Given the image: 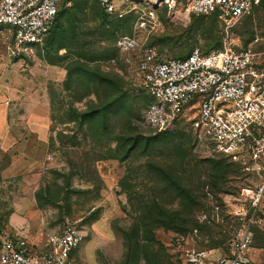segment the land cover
<instances>
[{"label": "rangeland", "instance_id": "374dc122", "mask_svg": "<svg viewBox=\"0 0 264 264\" xmlns=\"http://www.w3.org/2000/svg\"><path fill=\"white\" fill-rule=\"evenodd\" d=\"M184 1L169 10L135 0L117 18L98 0H64L63 30L52 32L45 57L11 54L0 28L1 230L40 240L75 226L78 264H184L186 249L226 248L249 227L251 264H264V192L254 205L246 190L264 178L212 152L186 120L137 92V75L114 48L126 36L167 57L256 43L264 63V3L228 25L214 14L184 18ZM75 51L87 71L69 77ZM108 82L118 90L109 106ZM221 158L228 172L209 176ZM180 184L195 199H183ZM164 211L179 214L182 227L169 226Z\"/></svg>", "mask_w": 264, "mask_h": 264}, {"label": "built area", "instance_id": "2783aa9c", "mask_svg": "<svg viewBox=\"0 0 264 264\" xmlns=\"http://www.w3.org/2000/svg\"><path fill=\"white\" fill-rule=\"evenodd\" d=\"M63 0H0V28L10 53L37 55L56 23ZM118 17L135 8V0H98ZM174 10L178 0H142ZM262 0H185L183 16L216 14L233 25L254 13ZM179 11V10H178ZM181 11V10H180ZM115 48L137 75L144 92L168 112L186 120L193 132L208 139L212 152L241 164L251 177L264 178V63L256 43L244 48L204 50L195 46L183 57H167L154 43L119 37ZM115 61L116 59L113 58ZM254 205L264 192V180L246 189ZM253 231L246 227L226 248L194 247L183 253L184 264H251ZM81 230L64 226L40 240L0 229V264H78Z\"/></svg>", "mask_w": 264, "mask_h": 264}, {"label": "trees", "instance_id": "16d2710c", "mask_svg": "<svg viewBox=\"0 0 264 264\" xmlns=\"http://www.w3.org/2000/svg\"><path fill=\"white\" fill-rule=\"evenodd\" d=\"M64 1V0H63ZM63 1H62V4H61V7H60V10H59V13H58V17H57V20H56V23L54 24V26L51 28V30H50V32H49V34H48V36L46 37V40H45V44H44V47H43V50H40L39 52H38V54H39V56H43V57H45V55L46 54H48V52L49 51H47L48 50V44H49V39H50V35L52 34V32L53 31H62L63 30V25L60 23V17H61V14H62V5H63ZM99 2V1H98ZM263 3H264V0H262V3H261V5L260 6H262L263 5ZM259 6V7H260ZM101 7V6H100ZM258 8V7H257ZM256 8V9H257ZM101 11L105 14V15H107V16H114V17H117V18H123V17H125V16H123V17H118V16H116V15H113V14H110V13H107V12H105L103 9H102V7H101ZM210 15H213V14H210ZM214 15H216V14H214ZM203 16H207V15H203ZM247 17V16H246ZM195 47V46H194ZM58 48V47H57ZM57 48L55 49V52L57 53L58 51H57ZM114 48H115V45H114ZM193 48V47H192ZM192 48L190 49V51L192 50ZM202 48V47H201ZM116 49V48H115ZM203 49V48H202ZM204 50H206V49H204ZM207 50H210V49H207ZM117 51V50H116ZM189 51V52H190ZM188 52V53H189ZM187 53V54H188ZM187 54H185V55H187ZM73 55H74V57L72 58V63H71V65H70V67H69V77H72L74 74H78V75H81V74H84L85 73V71H87V68H86V66L87 65H85V63H83L81 60H80V58H82L83 57V55L79 52V51H75L74 53H73ZM185 55H175L174 57H183V56H185ZM59 56V55H58ZM105 79V78H104ZM100 83V82H99ZM100 84H103V82L102 83H100ZM103 86H105L104 88H106V93H107V95H109L110 96V100L111 101H109L108 102V106L111 104V102H113L114 101V99H115V96H116V94H117V92H118V90L117 89H115V87H111V85H110V83L108 82L107 83V85H103ZM114 103V102H113ZM90 116V115H89ZM171 136H170V139H172L173 138V136L175 137V133H171L170 134ZM139 140V139H138ZM158 139L157 138H155V140L154 141H157ZM150 141L151 140H148V141H146L148 144H146L145 143V145L146 146H148V145H151V143H150ZM155 143V142H154ZM153 143V144H154ZM219 156H221V157H224L226 160H228L229 162H231V163H233L234 161H232L229 157H227V156H223V155H219ZM231 163H229V164H231ZM234 164H236V165H238V166H240L241 167V169H242V166H241V164L240 163H238V162H234ZM210 167L211 168H209L210 169V173H209V176H213V177H222L224 174H226L227 172H228V170L229 169H227V164H225L224 163V161H223V158H221V159H218V160H214V161H211L210 162ZM243 170V169H242ZM179 184V183H178ZM182 186V187H181ZM179 187H181V188H178V190H179V194H180V196L183 198V199H185V200H187V201H191V200H193V199H195V192H193V190L192 189H190V188H188V187H186V186H183V185H181L180 184V186ZM162 214V216H165V218H166V216H168V217H171L172 218V220H171V222H173L172 223V225H169V226H171V227H173V228H177V229H179V228H181L178 224H179V218H180V215L179 214H176V213H174V212H169V211H164V212H162L161 213ZM147 216V215H146ZM138 230V229H137ZM142 230L143 231H146L147 233L149 232V231H151V228H150V226H149V224H147L146 223V221H144L143 222V225H142ZM135 231H136V228H135ZM134 231V232H135ZM252 243H253V239H252ZM252 243H251V246H252Z\"/></svg>", "mask_w": 264, "mask_h": 264}]
</instances>
